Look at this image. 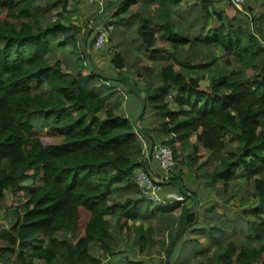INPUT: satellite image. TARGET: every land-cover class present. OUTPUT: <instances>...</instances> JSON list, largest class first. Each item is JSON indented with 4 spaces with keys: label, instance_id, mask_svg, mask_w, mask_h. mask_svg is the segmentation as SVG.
Instances as JSON below:
<instances>
[{
    "label": "trees",
    "instance_id": "16d2710c",
    "mask_svg": "<svg viewBox=\"0 0 264 264\" xmlns=\"http://www.w3.org/2000/svg\"><path fill=\"white\" fill-rule=\"evenodd\" d=\"M83 10L91 20L74 21L64 0H0V203L8 218L0 264H144L134 257L157 249L164 259L153 264H165L168 251V264H209L214 251L216 264H264V0L241 9L227 0H124L108 14L111 73L91 52L89 26L100 13L88 1ZM120 96L130 98L126 109ZM149 112L161 119L152 129L142 126ZM45 130L63 142L41 137ZM153 134L173 150L167 181ZM200 151L204 171L190 187L177 167H192ZM141 171L162 176L158 203L136 185ZM237 197L245 217L227 207ZM114 214L134 252L126 259L110 231Z\"/></svg>",
    "mask_w": 264,
    "mask_h": 264
},
{
    "label": "rangeland",
    "instance_id": "374dc122",
    "mask_svg": "<svg viewBox=\"0 0 264 264\" xmlns=\"http://www.w3.org/2000/svg\"><path fill=\"white\" fill-rule=\"evenodd\" d=\"M64 1H67L68 7L71 10L70 14L73 17L74 21L75 20L78 21V19H80V18H83V21H86L87 19H89V20L92 19V17H87L86 14L84 13V10H83V8H85L84 2L82 4V6H78V4H79V2L81 0H64ZM99 6H101V5H99ZM100 8H102V7H100ZM92 11H93V13H95V5H93V10ZM233 14H234V9L229 7L228 8V15L232 16ZM258 18L260 19V21L257 22V24L259 25L257 27L261 28V30H263L262 29V22H263L264 18L261 17L260 15H259ZM105 19H106V22H107L110 19V16L107 15ZM107 48H108L107 44L105 43L102 49L94 50L93 48H91V52H92L93 61L97 64L98 68L99 69H103L104 68L106 73H111V72H108L107 69H106L108 67V65H109L108 54H105V52L107 51ZM216 55L218 56L219 53H216ZM145 64L146 65H153L155 67L157 66V64L150 63L148 60H145ZM181 71H182V73L185 72L184 69H181ZM140 72L142 73L143 70L141 69ZM196 76H197L198 79L203 80L204 77L206 76V73H198L197 72ZM204 84L205 85L207 84V82L205 80H204ZM254 85H255V82H251L250 87L252 88ZM120 101H121L123 107L126 109L128 107V103L130 102V98L129 97L120 96ZM137 111H138V109H137ZM98 117L100 119H103L104 115L100 114ZM160 120L161 119L159 117H157L154 114H152L151 112H149V113H147L145 119L143 120L142 126L152 129V128H155L157 126V124L160 122ZM137 126H138V123H137ZM138 129H139V126H138ZM150 134L152 135V132ZM40 135H41V137L49 139L50 141H52L55 144H61L63 142L61 137H59L58 135L53 134V133H51V132H49L47 130L42 131L40 133ZM153 138L155 140L154 142L156 143V146L163 145L165 143V141L167 140L166 137H164L161 134H153ZM191 140L194 141V137H192ZM190 153H191V149H190V147H188L185 150V152H184V157L187 154H190ZM198 156H199V158H198L197 162L192 167H188V166H186V164L183 165V166H178L177 167V174L180 175L182 177V179H184L190 187L192 186V184L196 183V181H197L196 177L199 176L204 171L203 168L199 164L206 158V152L200 151ZM207 169L210 170L211 168L208 167ZM152 176H154L153 173H152ZM25 185H28V183H24V182L20 183V186L26 187ZM26 189H27V191H30L32 189V187L29 186V187H26ZM242 192H243V189L241 190L240 193H242ZM12 201H13L14 205H16V202H18V197L17 198H12ZM254 205H256V202L252 200V201H250V203L247 206H248V208H251ZM227 207L230 210L231 214L239 212V214L242 217H245V214L243 213V211L247 207H245V208L242 207V203L240 202V198L237 197L236 199L231 200L228 203ZM6 213L7 212L5 210L4 204L0 203V228L4 227L6 225V222L8 221V218L5 215ZM117 217H118L117 214H114L112 216V219H111V222H110L111 223L110 224V231L114 234L115 239L119 243V244H117L118 250L122 251L121 253H124V255H126V256H123L121 258L122 259H126L125 257L133 256L134 252H132V251H130L128 249V243L124 239L126 234H123L122 236H119L116 233V230H115L116 227H115V224H114L113 220L115 221L117 219ZM248 219H250L249 216H248ZM187 239H193V236L192 235H188ZM98 251H99V247H98L97 244H95V245H93L91 247L92 255H94L95 257H99V252ZM216 254H217V251H214V256L212 255V252H211V254H209V257L207 259L209 264H216L217 263ZM111 258L108 257L107 259H105L106 260L105 263L106 264L110 263ZM162 259H164V252L162 251V249H157L156 251H154V252H152V253H150L149 255H146V256L145 255L144 256L138 255V256L134 257V261L141 260V261L144 262V264H153V263H151V261H154V263H155L158 260L162 261ZM168 260H169V258H168Z\"/></svg>",
    "mask_w": 264,
    "mask_h": 264
},
{
    "label": "built area",
    "instance_id": "2783aa9c",
    "mask_svg": "<svg viewBox=\"0 0 264 264\" xmlns=\"http://www.w3.org/2000/svg\"><path fill=\"white\" fill-rule=\"evenodd\" d=\"M91 5H101L102 0H87ZM244 0H227L228 5H232L240 9ZM113 27L107 21L102 26L96 28L95 38L93 41L94 50H100L107 43L109 35L112 33ZM153 158L159 164L163 177L161 181H167L168 178L176 172L173 150L167 146L159 145L154 148ZM136 185L140 189L143 196L154 203L159 202L158 192L161 190L157 180L152 178L147 172H138L136 176Z\"/></svg>",
    "mask_w": 264,
    "mask_h": 264
},
{
    "label": "water",
    "instance_id": "95a60500",
    "mask_svg": "<svg viewBox=\"0 0 264 264\" xmlns=\"http://www.w3.org/2000/svg\"><path fill=\"white\" fill-rule=\"evenodd\" d=\"M108 12H109V10L106 9V10H104V11H103L98 17H96V19H95L93 22H91V24H90V26H89V30H94V29L99 25V23L102 21V19L105 17V15H106ZM143 112H144V105H142L139 114L135 117V120H134V126H135V128H136V131H139L138 126H137V122H138V120L140 119V117L142 116ZM152 151H153V147H152V146H149V149H148V152H147L148 158L151 157ZM176 185L179 187V189L181 190V192L183 193V195H184L185 197H190V198H192V199L195 201V203H196V205H197V207H198V202H197V200H196L194 197L190 196V195L187 193V191L181 187V185H180L179 182H177ZM168 258H169V251L167 252V255H166V258H165V260H166L165 264H168Z\"/></svg>",
    "mask_w": 264,
    "mask_h": 264
},
{
    "label": "crops",
    "instance_id": "0c3cea01",
    "mask_svg": "<svg viewBox=\"0 0 264 264\" xmlns=\"http://www.w3.org/2000/svg\"><path fill=\"white\" fill-rule=\"evenodd\" d=\"M122 1H124V0H102V4H101V6H99V5H95V14L97 13H102L104 10H109V12L105 15V18H106V16L108 15V14H110L112 11H114L115 10V8H116V6H118L119 5V3L120 2H122ZM76 2V1H75ZM83 2H84V5H85V2H87L86 0H81L80 2H79V4H78V6H82V4H83ZM74 3V2H73ZM91 5V4H90ZM108 5H111L110 7H108ZM100 7H102V8H100ZM99 14V15H100ZM98 15V16H99ZM97 16V17H98ZM105 18H103V19H105ZM96 19V18H95ZM94 19V20H95ZM102 19V20H103ZM93 20V21H94ZM110 20V19H109ZM76 21V20H75ZM92 21V22H93ZM105 23H106V21H105ZM105 23H102V24H105ZM100 24V23H99ZM99 26V25H98ZM97 26V27H98ZM102 26V25H101ZM96 27V28H97ZM96 28H95V31H96ZM192 141V140H191ZM193 142V141H192ZM155 173H157V174H159V172H158V169H157V171L155 172ZM154 177V179L156 180V179H159V178H161V177H157V176H153ZM171 196H175L176 197V195H171ZM170 196V197H171ZM168 197V196H167Z\"/></svg>",
    "mask_w": 264,
    "mask_h": 264
},
{
    "label": "clouds",
    "instance_id": "9594fccd",
    "mask_svg": "<svg viewBox=\"0 0 264 264\" xmlns=\"http://www.w3.org/2000/svg\"><path fill=\"white\" fill-rule=\"evenodd\" d=\"M105 23V22H104Z\"/></svg>",
    "mask_w": 264,
    "mask_h": 264
}]
</instances>
